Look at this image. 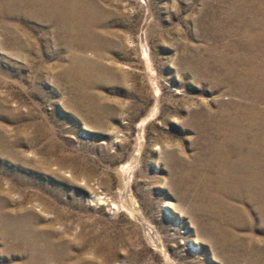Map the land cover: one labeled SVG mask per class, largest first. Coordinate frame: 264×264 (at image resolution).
<instances>
[{"label":"rangeland","instance_id":"374dc122","mask_svg":"<svg viewBox=\"0 0 264 264\" xmlns=\"http://www.w3.org/2000/svg\"><path fill=\"white\" fill-rule=\"evenodd\" d=\"M0 6V264H264V0Z\"/></svg>","mask_w":264,"mask_h":264},{"label":"bare ground","instance_id":"6f19581e","mask_svg":"<svg viewBox=\"0 0 264 264\" xmlns=\"http://www.w3.org/2000/svg\"><path fill=\"white\" fill-rule=\"evenodd\" d=\"M17 1H18V0H17ZM25 1H26V0H25ZM51 1H52V0H51ZM53 1H54V0H53ZM60 1H61V0H60ZM71 1H72V0H71ZM75 1H76V0H75ZM79 1H80V0H79ZM82 1H83V0H82ZM91 1H93V0H91ZM3 2H4V1H3ZM12 2H13V1H12ZM20 2H21V1H20ZM22 2H23V1H22ZM32 2H33V1H32ZM47 2H48V1H47ZM58 2H59V1H58ZM62 2H63V1H62ZM67 2H68V1H67ZM86 2H87V1H86ZM39 3H40V2H39ZM49 3H50V2H49ZM54 3H55V2H54ZM59 3H60V2H59ZM63 3H64V2H63ZM76 3L78 4V1H77ZM82 3H85V2H82ZM82 3H81V4H82ZM88 3H89V1H88ZM94 3H95V1H94ZM12 4H13V3H12ZM15 4H17V3H15ZM18 4H19V3H18ZM36 4H37V3H36ZM52 4H53V2H52ZM61 4H62V3H61ZM74 4H75V3H73V5H74ZM89 4H90V3H89ZM10 5H11V4H10ZM40 5H41V3H40ZM42 5H43V2H42ZM67 5H68V4H67ZM69 5H70V4H69ZM69 5H68V6H69ZM78 5H79V4H78ZM96 5H98V4H96ZM11 6H12V5H11ZM19 6H21V5H19ZM22 6H23V5H22ZM24 6H26V5H24ZM27 6H28V5H27ZM30 6H31V5H30ZM45 6H46V5H45ZM57 6H58V4H57ZM57 6H56V7H57ZM60 6H61V5H60ZM63 6H64V5H63ZM84 6H85V5H84ZM92 6H93V5H92ZM0 7H1V6H0ZM32 7H33V6H32ZM46 7H47V6H46ZM51 7H52V6H51ZM74 7H75V6H74ZM76 7H77V6H76ZM64 8H66V7L64 6ZM64 8H63V10H64ZM72 8H73V7H72ZM96 8H97V7H96ZM4 9H5V8H4ZM8 9H9V8H8ZM10 9H12V8H10ZM27 9H28V8H27ZM41 9H42V8H41ZM47 9L49 10V8H47ZM58 9H59V8H58ZM67 9H68V8H67ZM67 9H66V10H67ZM77 9H78V8H77ZM81 9H82V8H81ZM87 9H88V8H86V10H87ZM100 9H101V8H100ZM0 10H1V9H0ZM13 10H14V9H13ZM29 10H30V9H28V11H29ZM43 10H44V9H43ZM45 10H46V9H45ZM70 10H72V9H70ZM74 10H75V9H74ZM79 10H80V9H79ZM90 10H91V7H90ZM94 10H95V8H94ZM28 11H27V12H28ZM31 11H32V10H31ZM67 11H68V10H67ZM99 11H100V10H99ZM34 12H35V11H34ZM52 12H54V10H53ZM74 12H75V11H74ZM85 12H86V11H85ZM87 12H89V11H87ZM87 12H86V14H88ZM92 12H93V10H92ZM42 13H43V12H42ZM54 13H55V12H54ZM54 13H53V14H54ZM63 13H64V12H63ZM76 13H77V12H76ZM76 13H75V14H76ZM78 13H79V12H78ZM80 13H81V12H80ZM8 14H9V13H8ZM13 14H14V13H13ZM26 14L28 15V13H26ZM94 14H95V13H94ZM97 14H98V13H97ZM34 15H35V14H34ZM72 15H74V14L72 13ZM77 15H78V14H77ZM83 15H84V14H83ZM90 15H91V14H90ZM32 16H33V15H32ZM65 16H67V15H65ZM65 16H64V17H65ZM80 16H81V15H80ZM33 17H34V16H33ZM54 17H55V16H53L52 18L55 19ZM61 17H63V15H62ZM67 17H68V16H67ZM73 17H75V16H73ZM82 17H83V16H82ZM97 17H98V15H97ZM50 18H51V17H50ZM71 18H72V17H71ZM83 18H85V17H83ZM88 18H89V17H88ZM99 18H100V17H99ZM38 19H39V18H38ZM42 19H43V18H42ZM48 19H49V18H48ZM58 19H59V18H58ZM68 19H69V18H68ZM78 19H79V17H78ZM97 19H98V18H97ZM39 20H40V19H39ZM64 20H65V19H64ZM74 20H75V19H74ZM99 20H100V19H99ZM67 21H68V20H67ZM70 21H71V20H70ZM72 21H73V20H72ZM81 21L83 22L84 20H81ZM90 21H91V20H90ZM227 21H228V20H227ZM50 22H51V21H50ZM50 22H49V23H50ZM54 22H55V21H54ZM59 22H60V21H59ZM59 22H58V23H59ZM64 22H65V21H64ZM78 22H79V21H78ZM224 22H225V21H224ZM23 23H25V22H23ZM69 23L71 24V22H69ZM92 23H94V22H92ZM66 24H67V23H66ZM70 24H69V25H70ZM95 24H96V23H95ZM256 24H257V23H256ZM31 25H32V24H31ZM59 25H60V24H59ZM71 25H72V24H71ZM82 25H83V24H82ZM89 25H90V24H89ZM78 26H79V25H78ZM78 26H77V27H78ZM66 27H67V26H66ZM262 27H263V26H262ZM71 28H72V27H71ZM80 28H81V27H80ZM82 28H83V27H82ZM92 28H93V27H92ZM85 29H86V27H85ZM61 30H62V29H61ZM66 30H67V28H66ZM80 30H81V29H80ZM83 30H84V29H83ZM83 30H82V31H83ZM17 31H18V30H17ZM69 31H70V30H69ZM75 31H76V30H75ZM86 31H87V30H86ZM236 31H237V30H236ZM59 32H60V31H59ZM67 32H68V31H67ZM72 32H73V31H72ZM57 33H58V32H57ZM78 33H80V32H77V34H78ZM64 34H65V33H64ZM229 34H230V33H229ZM21 35H22V34H21ZM60 35H61V34H60ZM73 35H74V33H73ZM82 35H83V34H82ZM253 35H254V34H253ZM210 36H211V34H210ZM72 38H73V37H72ZM76 38H78V37L76 36ZM98 38H99V37H98ZM73 39H74V38H73ZM80 39H81V38H80ZM236 39H237V38H236ZM101 40H102V39H101ZM77 41H78V40H77ZM252 41H253V40H252ZM234 45H235V44H234ZM261 45H262V44H261ZM69 46H70V45H69ZM90 46H91V45H90ZM88 47H89V46H88ZM248 50H249V49H248ZM229 51H230V50H229ZM258 54H259V53H258ZM241 55H242V54H241ZM252 57H253V56H252ZM260 58H261V57H260ZM244 59H245V58H244ZM240 60H241V59H240ZM255 61H256V60H255ZM259 61H260V60H259ZM232 62H234V61H232ZM247 62H248V61H247ZM253 62H254V61H253ZM227 63H228V62H227ZM237 63H239V62H237ZM247 64H248V63H247ZM250 64H251V63H250ZM227 65H228V64H227ZM231 65H232V64H231ZM233 65H234V64H233ZM252 65H253V64H252ZM250 66H251V65H250ZM222 67H223V66H222ZM224 67H225V66H224ZM248 67H249V66H248ZM263 68H264V67H263ZM232 69H233V68H232ZM243 69H244V68H243ZM249 69H250V68H249ZM261 69H262V68H261ZM233 70H234V69H233ZM233 70H232V71H233ZM253 70H254V69H253ZM246 71H247V70H246ZM251 71H252V70H251ZM251 71H250V72H251ZM235 72H236V71H235ZM244 72H245V71H244ZM256 72H257V70H256ZM258 72H260V71L258 70ZM57 73H58V72H57ZM226 73H227V72H226ZM237 73H238V72H237ZM248 73H249V72H248ZM248 73H247V75H248ZM262 73H263V72H262ZM240 74H241V73H240ZM251 74H252V73H251ZM254 74H255V73H254ZM256 74H257V73H256ZM256 74H255V75H256ZM259 74H260V73H259ZM230 75H231V74H230ZM230 75H229V76H230ZM260 75H261V74H260ZM238 76H240V75H238ZM244 76H245V75H244ZM232 77H233V76H232ZM258 77H259V76H258ZM235 78H236V77H235ZM237 78H238V77H237ZM237 78H236V79H237ZM243 78H244V77H243ZM236 79H235V80H236ZM239 79H240V78H239ZM241 79H242V78H241ZM252 79H253V78H252ZM260 79H261V78H260ZM244 81H245V80H244ZM258 81H259V79H258ZM260 82H261V81H260ZM240 83H241V82H240ZM252 83H253V82H252ZM156 85H157V84H156ZM255 85H257V84H255ZM261 86H262V85H261ZM158 87H159V86H158ZM159 88H160V87H159ZM248 89H249V88H248ZM257 89H258V88H257ZM160 90H161V89H160ZM253 91H254V90H253ZM255 91L257 92V90H255ZM259 91H260V90H259ZM241 93H242V92H241ZM247 93H248V92H247ZM252 94H253V93H252ZM246 95H248V94H246ZM260 95H261V94H259V96H260ZM250 96H251V95H250ZM256 98H257V97H256ZM254 100H255V99H254ZM254 100H253V101H254ZM262 100H264V98H263ZM249 101H250V100H249ZM242 102H243V101H242ZM254 102H255V101H254ZM258 102H259V101H258ZM252 103H253V102H252ZM259 103H260V102H259ZM262 103H263V102H262ZM227 104H228V103H227ZM249 104H250V103H249ZM250 105H251V104H250ZM253 105H254V104H253ZM232 106H233V105H232ZM245 106H246V105H245ZM247 106H248V105H247ZM227 107H228V106H227ZM238 107H239V106H238ZM249 107H250V106H249ZM253 107H254V106H253ZM259 107H260V106H259ZM257 108H258V107H257ZM234 109H235V108H234ZM241 109H242V108H241ZM244 109H245V108H244ZM205 110H206V109H205ZM245 110H246V109H245ZM250 110H251V109H250ZM256 110H257V109H256ZM238 111H239V110H238ZM263 111H264V110H263ZM202 112H203V111H202ZM242 112H243V111H242ZM250 112H252V111H250ZM254 112H255V111H254ZM224 113H226V112H224ZM199 114H200V113H199ZM245 114H246V113H245ZM248 114H250V113H248ZM260 114H261V113H260ZM210 115H212V114H210ZM228 115H229V114H228ZM242 115H243V114H242ZM250 115H251V114H250ZM204 116H205V115H204ZM208 116H209V115H208ZM219 116H220V115H219ZM221 116H222V115H221ZM255 116H256V115H255ZM197 117H198V116H197ZM199 117H200V116H199ZM212 117H214V116H212ZM230 117H231V116H230ZM247 117H248V115H247ZM207 118H208V117H207ZM207 118H205V119H207ZM220 118H221V117H220ZM258 118H259V117H258ZM205 119H204V120H205ZM222 119H223V118H222ZM189 120H190V119H189ZM223 120H224V119H223ZM252 120H253V119H252ZM201 121H202V120H201ZM214 121H215V120H214ZM226 121H227V119H226ZM247 121H249V120L247 119ZM206 122H207V121H206ZM252 122H253V121H252ZM242 123L244 124V122H242ZM249 123H250V122H249ZM206 124H207V123H206ZM223 124H224V123H223ZM223 124H222V125H223ZM235 124H236V123H235ZM202 125H203V124H202ZM214 125H215V124H214ZM214 125H213V126H214ZM197 126H198V125H197ZM224 126H225V125H224ZM232 126H233V125H232ZM234 126H235V125H234ZM244 126H245V125H244ZM226 127H227V126H226ZM229 127H230V126H229ZM254 127H255V126H254ZM233 128H234V127H233ZM236 128H237V127H236ZM245 128H246V127H245ZM226 129H227V128H226ZM230 129H231V128H230ZM203 130H204V129H203ZM209 130H210V129H209ZM214 130H215V129H214ZM227 130H228V129H227ZM240 130H241V129H240ZM250 130H251V129H250ZM256 130H257V129H256ZM223 131H224V130H223ZM236 131H237V130H236ZM236 131H235V132H236ZM206 132H207V131H206ZM219 132H220V131H219ZM231 132H233V131H231ZM240 132H241V131H240ZM245 132H246V131H245ZM249 132H250V131H249ZM249 132H248V133H249ZM199 133H200V132H199ZM212 133H213V132H212ZM222 133H223V132H222ZM238 133H239V132H238ZM234 134H235V133H234ZM246 135H247V134H246ZM235 136H236V135H235ZM240 136H241V135H240ZM243 136H244V135H243ZM222 137H223V136H222ZM227 137H228V136H227ZM227 137H226V138H227ZM236 137H237V136H236ZM246 137H247V136H246ZM256 137H257V136H256ZM232 138H234V137H232ZM241 139H242V137H241ZM258 139H259V137H258ZM263 139H264V138H263ZM249 140H250V138H249ZM219 141H221V140H219ZM250 141H251V140H250ZM252 141H253V140H252ZM222 142H223V141H222ZM227 142H228V141H227ZM241 143H242V142H241ZM225 144H226V143H225ZM235 144H236V142H235ZM244 144H245V143H244ZM247 144H248V143H247ZM249 144H250V143H249ZM241 145H242V144H241ZM259 145H260V144H259ZM217 146H218V144H217ZM223 147H224V146H223ZM241 148H242V146H241ZM261 148H262V147H261ZM221 149H222V148H221ZM228 149H229V148H228ZM228 149H227V150H228ZM245 149H246V148H245ZM243 150H244V149H243ZM246 150H247V149H246ZM230 151H231V148H230ZM220 152H221V151H220ZM251 152H252V151H251ZM240 153H241V152H240ZM256 153H257V152H256ZM258 153H259V152H258ZM230 154H232V153H230ZM247 154H249V153H247ZM250 154H251V153H250ZM238 155H239V154H238ZM241 155H242V154H241ZM245 155H246V154H245ZM252 155H253V154H252ZM220 156H221V155H220ZM230 156H231V155H230ZM249 156H250V155H249ZM249 156H248V157H249ZM222 157H223V156H222ZM253 157H254V156H253ZM257 157H258V156H257ZM238 158H239V157H238ZM223 159H224V158H223ZM230 159H231V157H230ZM251 159H252V158H251ZM220 160H221V159H220ZM235 160H236V159H235ZM244 160H245V159H244ZM257 160H258V159H257ZM224 161H225V160H224ZM224 161H223V162H224ZM250 161H251V160H250ZM221 162H222V161H221ZM261 162H262V161H261ZM252 163H253V162H252ZM218 164H219V162H218ZM222 164H223V163H222ZM222 164H221V165H222ZM228 164H229V163H228ZM233 165H234V164H233ZM260 165H261V164H260ZM255 166H256V165H255ZM255 166H254V167H255ZM230 167H231V166H230ZM237 167H239V166H237ZM247 167H248V166H247ZM222 168H223V167H222ZM222 168H221V169H222ZM231 168H232V167H231ZM234 168H236V167H234ZM245 168H246V167H245ZM249 168H250V167H249ZM221 169H220V170H221ZM247 169H248V168H247ZM254 169H255V168H254ZM263 169H264V168H263ZM237 170H238V169H237ZM227 171H228V169H227ZM255 171H257V170H255ZM248 172H249V171H248ZM248 172H247V174H248ZM219 173H220V172H219ZM263 173H264V172H263ZM229 174H230V173H229ZM243 174H244V173H243ZM253 174H254V172H253ZM253 174H252V176H253ZM259 174H260V173H259ZM254 176H255V175H254ZM254 176H253V177H254ZM249 178H250V177H249ZM237 180H238V179H237ZM251 180H252V179H251ZM252 181L254 182V180H252ZM228 184H229V183H228ZM244 184H245V183H244ZM250 184H251V182H250ZM260 184H261V183H260ZM234 185H235V184H234ZM232 186H233V185H232ZM238 186H239V185H238ZM259 186H260V185H259ZM235 187H236V186H235ZM224 190H225V188H224ZM230 190H231V188H230ZM237 190H238V189H237ZM225 191H226V190H225ZM232 191H233V190H232ZM255 199H256V198H255ZM231 237H232V236H231ZM234 238H235V237H234ZM232 239H233V238H232ZM226 242H227V241H226ZM229 244H230V243H229ZM224 246H225V245H224ZM232 248H233V247H232Z\"/></svg>","mask_w":264,"mask_h":264}]
</instances>
